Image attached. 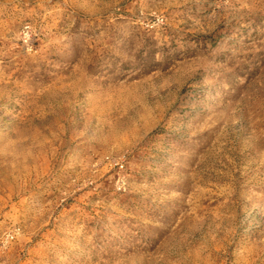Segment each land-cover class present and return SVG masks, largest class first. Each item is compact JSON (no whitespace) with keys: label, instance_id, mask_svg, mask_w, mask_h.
<instances>
[{"label":"rangeland","instance_id":"374dc122","mask_svg":"<svg viewBox=\"0 0 264 264\" xmlns=\"http://www.w3.org/2000/svg\"><path fill=\"white\" fill-rule=\"evenodd\" d=\"M0 264H264V0H0Z\"/></svg>","mask_w":264,"mask_h":264},{"label":"bare ground","instance_id":"6f19581e","mask_svg":"<svg viewBox=\"0 0 264 264\" xmlns=\"http://www.w3.org/2000/svg\"><path fill=\"white\" fill-rule=\"evenodd\" d=\"M23 33H24V36H25V41L28 42V40H29V30H24Z\"/></svg>","mask_w":264,"mask_h":264}]
</instances>
